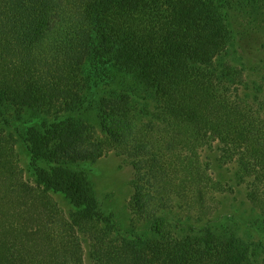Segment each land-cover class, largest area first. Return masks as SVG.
Listing matches in <instances>:
<instances>
[{
	"label": "trees",
	"instance_id": "obj_1",
	"mask_svg": "<svg viewBox=\"0 0 264 264\" xmlns=\"http://www.w3.org/2000/svg\"><path fill=\"white\" fill-rule=\"evenodd\" d=\"M227 43L209 0H0V107L55 116L46 130L26 128L36 157L48 158L57 140L56 154L71 150L74 161L103 155L104 148L75 150L84 134L73 113L92 73L121 64L159 103L155 121L137 125L128 92L107 106L112 149L145 156L134 164L144 172L142 194L136 188L130 204L150 222L145 230L116 225L84 175L66 166L38 172L36 186L24 183L0 143V264H85L83 236L97 264H255L260 251L264 264L263 238L213 234L211 196L220 188L199 159L201 149H214L219 163L236 165L235 180H251L252 202L264 206L254 194L264 189V98L256 97L259 86L251 97L240 91L217 64ZM50 193L70 200L71 216L59 213ZM174 197L188 221H206L194 235L167 230L163 211Z\"/></svg>",
	"mask_w": 264,
	"mask_h": 264
},
{
	"label": "rangeland",
	"instance_id": "obj_2",
	"mask_svg": "<svg viewBox=\"0 0 264 264\" xmlns=\"http://www.w3.org/2000/svg\"><path fill=\"white\" fill-rule=\"evenodd\" d=\"M209 1L215 16L225 29L228 41L227 48L218 58L217 64L237 78L240 83L237 88L240 91L248 92L251 97L259 86L261 90L256 97L264 98V0ZM115 71H111L110 74L92 73L86 94L73 113V117L77 118L76 121H80L84 134V140L75 150L98 155L104 148L103 155L97 160L74 161L78 157L75 153L71 156L73 154L71 150L66 154L60 149L61 152L56 154L60 145L58 140L57 143L48 141L45 152L49 155L48 158L44 155L41 158L36 157L28 143L26 128L33 125L35 129L46 130L52 126L55 116L46 117L45 114L40 115L29 109L15 113L11 106L0 107V143L5 142L12 150L24 183L36 186L35 174L66 166L84 175L93 197L116 225L121 226L125 231L131 230L132 227L145 230L150 222L141 219L140 215L130 208L137 193L136 188H139V193L142 194L145 183L142 181L144 174L142 166L137 164L136 168L134 164L144 160L145 156L140 152L134 155L124 150L120 153L112 149L114 145L108 136L110 132L116 130L109 121L111 118L107 106L114 97L128 92L138 115L134 121L137 125L139 120L145 124L154 122L159 103L153 89L143 86L121 64ZM65 114L68 116L67 113ZM109 142L112 145H107ZM63 146L66 148L68 145L61 143V148ZM199 159L208 168V174L220 188L211 196L216 209L214 217H218V222L215 219L211 220L214 221L211 225L213 234L220 239L235 234L249 243L251 241L257 243L263 238L258 244L264 246V206L252 202L254 186L251 185V180H246L244 183L235 180L236 165L219 163L214 149H201ZM254 194L264 198V189ZM49 195L56 202L59 213L71 216L73 209L66 196L56 193ZM168 207L169 209L163 211L167 218V230L182 238L187 234L194 235L193 230L203 228V223H206V221L203 223L188 221L185 217L187 214L185 204L176 197ZM223 220L228 223L224 225ZM245 227L249 230H244ZM249 236L252 238H248ZM83 237L85 264H97L91 250V242ZM199 238H202L201 234ZM260 253L255 259V264L262 263L263 256Z\"/></svg>",
	"mask_w": 264,
	"mask_h": 264
}]
</instances>
